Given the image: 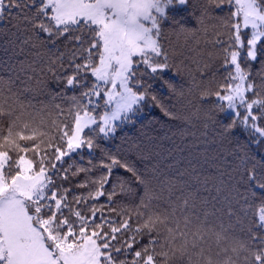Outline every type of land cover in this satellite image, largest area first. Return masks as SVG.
Segmentation results:
<instances>
[{
  "label": "snow or ice",
  "instance_id": "6c2138e0",
  "mask_svg": "<svg viewBox=\"0 0 264 264\" xmlns=\"http://www.w3.org/2000/svg\"><path fill=\"white\" fill-rule=\"evenodd\" d=\"M185 2L179 0L180 5ZM173 3L174 0H0V19L8 16L9 9H17L23 13L20 18L29 26L27 30L36 36L46 34L52 44L64 43V51L53 53L54 60L49 58L48 71L55 75L53 68H59L58 79L64 86L80 89L79 96L71 97L70 122L52 120L50 130H40L30 127L29 122L18 124L20 116L14 115L12 105L5 108V82L0 80V118L9 117L7 134L0 130V264H169L175 257L186 260V264H237L242 254L245 264H264V198L252 214L247 240L231 235V223L225 226L221 220L218 227L210 225L208 217L215 216L216 210L204 212L202 218L196 216L199 222L194 223V213L187 212L188 198L167 215L141 212L140 208H147L153 198L147 187V199L142 198L138 207L119 211L109 207L108 212L120 217L113 220L105 215L103 207L88 203L100 197L112 201L117 188L121 193L130 190L121 183L105 191L113 169L124 168L142 185L146 181L113 156L101 162L106 171L98 177L90 175L95 168L91 160L88 167L67 164L66 158L81 149L93 150L100 134L109 137L116 131L117 121L130 120L139 111L147 97L146 90H141V67L153 74L168 68V56L160 43L159 17ZM208 3L215 8L227 5L234 9L222 18L225 32L217 33L215 40L224 53L222 66L227 68L225 82L214 93L218 101L227 102L226 107L220 104L219 110H231L236 119L230 127L239 126L254 134V142L259 145L264 143V99L246 96L250 91L256 93L249 80V60L242 59V54L255 61L258 45L264 42V0ZM247 29H251L250 38L243 31ZM221 35H226L227 40H221ZM94 97L104 100L102 114L90 107ZM9 99L23 108L18 97ZM240 106L245 108L243 115L238 110ZM254 106L259 108L258 114H254ZM55 107L60 109V105ZM62 112L60 109L58 115ZM28 153L33 157L28 158ZM81 173L85 180L75 186H94L86 195L72 193L71 184L65 183ZM248 180L264 189V175L254 169L248 170ZM225 199L229 203L225 214L242 224L247 214L245 207L241 206L237 213L230 206V198ZM239 199L247 204L246 196ZM133 216L143 219L133 225ZM145 235L148 242L139 244ZM210 241L218 249L216 255L223 254L222 259L212 257ZM129 255L131 260L127 259Z\"/></svg>",
  "mask_w": 264,
  "mask_h": 264
},
{
  "label": "trees",
  "instance_id": "16d2710c",
  "mask_svg": "<svg viewBox=\"0 0 264 264\" xmlns=\"http://www.w3.org/2000/svg\"><path fill=\"white\" fill-rule=\"evenodd\" d=\"M233 10L227 5L215 8L208 0H186L184 5L174 0L165 15L159 17L160 43L168 56V68L158 74L144 67L139 69L141 90L147 92L139 111L130 120L117 121L116 131L109 137L100 134L93 150L81 149L66 158L67 164L85 167L91 160L95 168L90 175L98 177L106 171L101 162L113 156L134 168L146 181V185H142L124 168L113 169L105 191H110L113 184L121 183L130 190L121 193L117 188L118 194L112 201L106 197L88 201L103 207L105 215L113 220L120 217L115 212H108L109 207L118 211L138 207L142 198L147 199V187L153 198L147 208H140L141 212L167 215L172 207L188 198L190 207L187 212L194 213V223L199 222L196 216L202 218L204 212L216 210L215 216L208 217L210 225L218 227L221 220L225 226L231 223L232 236L248 239L247 227L254 218L252 214L264 198V189L248 180V170L254 169L258 175H264V143L257 145L254 134L250 135L239 126L230 127L236 117L232 112L219 110V105L226 107L227 102L218 101L214 94L227 77V68L222 66L224 53L220 50L221 45L215 43L216 34L225 32L221 26L222 18ZM8 12V16L0 19V80L5 82V108L12 105L14 115L20 116L18 124L29 122L30 127L40 130H50L52 120L70 122L71 97L79 96L80 89L66 88L62 79H58L61 75L59 68H53L55 75L48 71L49 58L54 60L53 53L63 52L64 43L52 44L46 34L34 35L20 18L23 13L17 9ZM243 31L250 38L251 29ZM26 38H29L28 43H25ZM220 39L226 41L227 36L221 35ZM242 59L249 60V80L256 93L253 95L250 91L246 96L264 99V42L258 45L255 61H250L246 53L242 54ZM9 97H18L23 108L13 104ZM97 104L99 107H94ZM55 105H60L62 114L58 115L60 109ZM90 107L96 114H102L104 100L94 97ZM238 110L245 114L243 106ZM253 111L258 114L259 108L254 106ZM42 119L45 121L43 125ZM8 126L9 117L5 115L0 118V130L5 135ZM27 157L32 158L33 153H28ZM83 180L85 174L81 173L65 183L71 184L72 193L86 195L94 186H75ZM217 188L221 190L217 191ZM69 195L71 197V193ZM241 195L247 197L246 205L244 199L237 201ZM226 197L230 198V206L237 213L241 206L245 207L247 214L242 217V224L225 214L229 207ZM138 219L142 221L143 218L133 216L130 224L134 225ZM148 239L145 235L139 244H146ZM210 244L212 257L222 259L223 254L217 256L218 249L211 241ZM132 258L131 255L127 257ZM169 264H186V260L175 257ZM237 264H245L243 254Z\"/></svg>",
  "mask_w": 264,
  "mask_h": 264
},
{
  "label": "rangeland",
  "instance_id": "374dc122",
  "mask_svg": "<svg viewBox=\"0 0 264 264\" xmlns=\"http://www.w3.org/2000/svg\"><path fill=\"white\" fill-rule=\"evenodd\" d=\"M179 1V0H178ZM169 7V6H168ZM167 10V9H166ZM158 15V14H157ZM226 102V101H225ZM229 112H232L231 110H228ZM233 113V112H232Z\"/></svg>",
  "mask_w": 264,
  "mask_h": 264
}]
</instances>
